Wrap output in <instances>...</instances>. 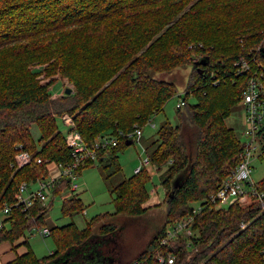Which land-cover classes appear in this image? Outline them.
<instances>
[{
    "label": "trees",
    "instance_id": "obj_1",
    "mask_svg": "<svg viewBox=\"0 0 264 264\" xmlns=\"http://www.w3.org/2000/svg\"><path fill=\"white\" fill-rule=\"evenodd\" d=\"M262 46L264 0H0V212L15 203L21 182L47 174L44 161H71L58 116L72 115L87 146L98 136L129 133L161 112L176 93L175 83L152 73L191 65L185 104L176 110L179 123L164 121L155 137L145 141L150 165L162 171L165 214L134 260L168 264L158 256L172 254L171 264H264V177L253 182L263 194L260 201L253 196L248 205L227 207L207 201L236 166L242 148L224 123L250 75L237 77L234 63L240 56L248 61L255 56L264 65ZM35 64L44 66L46 83L38 78L40 70L33 71ZM56 78L65 79L71 93L64 94V87L52 97L49 88ZM190 96H195L194 104L188 103ZM33 126L39 132L36 140ZM127 140L119 137L116 146L97 153L104 179L119 172L116 151ZM19 144L32 161L17 169L12 162ZM94 163L84 162L78 175ZM149 179L143 166L113 186L114 211L93 217L83 229L73 222L49 227L56 251L48 256L37 258L28 249L3 264H99L88 259L102 238L117 231L113 217H138L159 206H143ZM67 187L69 180L60 177L52 197ZM196 204L201 210L193 214ZM83 209L75 196L64 198L60 208L64 216ZM47 212L41 202L2 212L0 244L14 243L31 227L45 225ZM189 215L191 247L183 236L162 245L167 227ZM104 258L103 264H115L114 258Z\"/></svg>",
    "mask_w": 264,
    "mask_h": 264
},
{
    "label": "rangeland",
    "instance_id": "obj_2",
    "mask_svg": "<svg viewBox=\"0 0 264 264\" xmlns=\"http://www.w3.org/2000/svg\"><path fill=\"white\" fill-rule=\"evenodd\" d=\"M43 67V65L40 66L35 64L32 69L35 72L40 70L38 78L41 79L42 83H46L49 79L45 78L43 72H41ZM191 72L192 66L184 65L170 71L152 73V76L156 79L175 83L177 90L176 93L164 103L162 111L151 116L150 120L153 121L154 127L150 124L144 125L139 139L116 151L117 162L120 167L119 172L111 175L107 180L104 179L102 163H99L97 160L92 167L81 170L76 180L80 184L78 189L72 191L67 187L61 193L55 195V197H52L53 187L45 190L44 194L46 198L44 204L48 207L47 216L45 217L46 224L31 227L25 232L23 237L14 243L4 242L0 246V249L4 246H13L14 251L9 250L0 261L5 258L21 255L28 249H30L37 258L48 256L52 251H56V245L51 235L44 236L39 233L41 228L47 227L49 229V227L62 226L73 222L79 229H83L86 223L93 217L112 213L114 211V204L112 201L113 194L111 193V189L121 180L133 175L134 169L146 159V153L144 151L146 145L145 141H149L151 138L155 137L159 126L164 121H168L173 126L179 123L176 115L177 102L179 101L178 94H182L185 89ZM63 86L71 87L65 79H55L52 87L49 89L51 93L58 92L62 94L61 88ZM187 101L189 104H194L196 98L195 96H190L187 98ZM243 115L244 104L239 102L231 108L230 114L224 119L225 125L234 130L236 135L240 138V142L244 141L242 133L245 126ZM56 123L59 130L66 136L68 134V128L63 123L60 116L56 118ZM31 135L35 140L37 139L39 135L37 127H32ZM252 167L251 179L253 182H258L264 177V158L253 160ZM144 168H146L150 174V179L146 184L149 192V199H152L155 203L159 201V206L151 208L146 214L138 217H113L112 220L118 226L117 231L102 238L99 243L94 246V250L91 251V257L88 261H97L100 258L112 257L116 260L115 264H128L139 255L145 248L149 239L156 233L159 227H161L165 214V206L161 203L165 198V189L160 181V174L162 171L157 170L149 164L144 166ZM48 170L53 174H57L54 163L48 164ZM72 196L80 199L84 209L76 215L64 216L60 210L61 203L64 198ZM154 197H156V200H154ZM248 204L249 202L242 205ZM222 207L227 206L223 205ZM5 217L6 216L0 212V222L5 219ZM4 225L7 226V223H4ZM75 260H78V257H76Z\"/></svg>",
    "mask_w": 264,
    "mask_h": 264
},
{
    "label": "built area",
    "instance_id": "obj_3",
    "mask_svg": "<svg viewBox=\"0 0 264 264\" xmlns=\"http://www.w3.org/2000/svg\"><path fill=\"white\" fill-rule=\"evenodd\" d=\"M256 65L253 69L252 65ZM236 66V76L245 75L249 72L250 75L247 79L245 91L240 100L244 104V141L241 142L242 148L238 155V162L236 166L229 172V174L222 180L214 193H211L207 201L216 204L218 207L223 205H230L234 202L240 204L250 203L252 197L255 196L260 201L263 194L256 192L253 187L251 179L252 174V161L258 159L261 154H264V98H263V82H264V65L258 62L253 57V61H248L244 56H240L234 63ZM220 80L216 79L214 84H218ZM185 90L182 94H178L179 101L177 108L185 104L184 99ZM63 123L68 128V134L65 136V143L71 151L72 159L67 163L44 161L46 164L47 174L42 178H37L33 181H23L18 186V193L16 201L12 205H5L2 209L3 213H8L10 208L14 206H22L24 209L29 208L35 202L45 203L44 191L53 187L55 182L60 177H65L69 180V188L74 191L80 187L76 181L78 178L77 169L86 161H96L97 153L106 148L114 147L118 143L119 137L131 139L133 142L140 138L142 134V127L136 126L131 132L124 133L118 131V135H102L98 136L91 146H87L82 139L79 132L75 129L72 115L63 113L60 115ZM154 127L153 121H148ZM145 124V125H146ZM32 161V155L23 149L22 145L16 146L14 160L12 162L15 168H21ZM37 163H41V159H36ZM54 163L57 174H53L48 170V164ZM150 165L147 157L142 163L134 169V173H138L143 166ZM54 171V170H53ZM264 213V203L261 204ZM201 210V205L194 206L192 213H198ZM193 216L189 215L182 220L176 221L169 225L166 229V235L160 239V243L165 245L179 236L185 237L188 242L187 246L191 247L189 237L192 235L190 224ZM241 227L245 224L242 222ZM41 235H49L47 227L39 230ZM264 253V250H263ZM160 263L173 262V255L168 254L166 257L159 255L157 259ZM130 264H137V260H133Z\"/></svg>",
    "mask_w": 264,
    "mask_h": 264
},
{
    "label": "crops",
    "instance_id": "obj_4",
    "mask_svg": "<svg viewBox=\"0 0 264 264\" xmlns=\"http://www.w3.org/2000/svg\"><path fill=\"white\" fill-rule=\"evenodd\" d=\"M56 79H59V78H56ZM61 80H63V79H61ZM55 81V80H54ZM53 81V82H54ZM64 83V82H63ZM53 84V83H52ZM52 84H51V86L50 87H52ZM63 88H64V86L61 88L62 90H63ZM59 95H61L60 93H58V92H55V93H52V97H57V96H59ZM154 200H156V197H154ZM154 201L152 200V199H148L144 204H143V206L144 207H149V206H154V205H157L158 203H159V201H156V203L154 202ZM4 243V242H3ZM3 243H1L0 244V246L3 244ZM13 246H4L3 248H1L0 249V260H1V258H3V257H5L4 255H6L5 253H7L9 250H13ZM14 251V250H13ZM15 257V256H14ZM14 257H9V258H5V259H3L2 261H0V264H3V263H5V262H7V261H10V260H12Z\"/></svg>",
    "mask_w": 264,
    "mask_h": 264
},
{
    "label": "water",
    "instance_id": "obj_5",
    "mask_svg": "<svg viewBox=\"0 0 264 264\" xmlns=\"http://www.w3.org/2000/svg\"><path fill=\"white\" fill-rule=\"evenodd\" d=\"M260 51H261L262 54H264V46L261 47ZM199 63H200L201 65H205V64H206V61H204L203 59H201ZM200 72H201V71H199V73H200ZM71 91H72V89H71L70 87L67 86V87L65 88V90H64V94H69V93H71ZM131 143H132V140H131V139H129V140L126 141V145H130ZM104 260H105V258H100V259H98V263H99V264H103ZM90 262H91V261H90ZM110 262H111V264L113 263L112 260H110Z\"/></svg>",
    "mask_w": 264,
    "mask_h": 264
}]
</instances>
